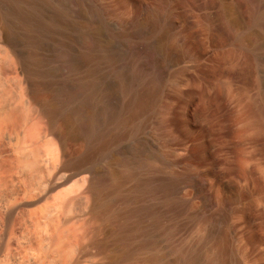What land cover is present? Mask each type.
<instances>
[{
    "label": "bare ground",
    "instance_id": "6f19581e",
    "mask_svg": "<svg viewBox=\"0 0 264 264\" xmlns=\"http://www.w3.org/2000/svg\"><path fill=\"white\" fill-rule=\"evenodd\" d=\"M0 264H264V0H0Z\"/></svg>",
    "mask_w": 264,
    "mask_h": 264
}]
</instances>
